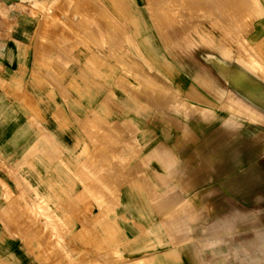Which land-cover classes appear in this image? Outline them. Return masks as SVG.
I'll return each instance as SVG.
<instances>
[{
    "label": "rangeland",
    "instance_id": "obj_1",
    "mask_svg": "<svg viewBox=\"0 0 264 264\" xmlns=\"http://www.w3.org/2000/svg\"><path fill=\"white\" fill-rule=\"evenodd\" d=\"M11 9L70 145L0 161V264H264V113L224 73L264 76V0Z\"/></svg>",
    "mask_w": 264,
    "mask_h": 264
},
{
    "label": "crops",
    "instance_id": "obj_2",
    "mask_svg": "<svg viewBox=\"0 0 264 264\" xmlns=\"http://www.w3.org/2000/svg\"><path fill=\"white\" fill-rule=\"evenodd\" d=\"M22 2L24 0H0V161L6 155H12L16 163L31 164L47 160L52 147L58 144L70 145V136L66 135L60 141L54 138L58 124L54 116L69 122L67 112L57 110L50 114V125L44 122L37 98L35 47L30 35L27 41L21 38V34H26L25 28L22 31L15 25L16 19L21 17L20 10L11 9ZM258 46L260 55L264 57V36L259 39ZM224 73L229 77L227 81L233 83V92L264 113V76L250 77L245 70L233 68H227ZM240 74H245L246 79L237 85L236 79ZM251 89L254 92L249 97L247 94ZM77 116L79 126L83 116Z\"/></svg>",
    "mask_w": 264,
    "mask_h": 264
},
{
    "label": "bare ground",
    "instance_id": "obj_3",
    "mask_svg": "<svg viewBox=\"0 0 264 264\" xmlns=\"http://www.w3.org/2000/svg\"><path fill=\"white\" fill-rule=\"evenodd\" d=\"M228 1V0H227ZM236 1V0H235ZM221 2V1H220ZM233 2V1H232ZM195 3V2H194ZM193 3V4H194ZM228 3V2H227ZM216 4H219V3H216ZM225 4V3H224ZM237 4V3H236ZM223 5V4H222ZM241 5V4H240ZM187 6V5H186ZM211 7V6H210ZM117 8V7H116ZM215 9V8H214ZM212 10V9H211ZM162 11H164V10H162ZM165 11H166V9H165ZM164 11V12H165ZM219 11V10H218ZM167 12V11H166ZM182 12V11H181ZM183 13V12H182ZM246 13V12H245ZM256 13V12H255ZM164 16H165V14H164ZM181 16H182V14H181ZM88 18V17H87ZM165 18V17H164ZM186 18V17H185ZM230 18H231V16H230ZM224 20V19H223ZM154 21V20H153ZM226 21V20H225ZM155 22V21H154ZM163 22H165V21H163ZM196 22V21H195ZM168 23V22H167ZM194 23V22H193ZM227 23V22H226ZM222 24H224V23H222ZM164 25V24H163ZM226 26V25H225ZM227 27V26H226ZM178 28H180V27H178ZM167 29V28H166ZM173 29V28H172ZM175 29V28H174ZM187 30V29H186ZM169 31V30H168ZM173 33V32H172ZM165 34V33H164ZM170 34V33H169ZM179 34V33H178ZM162 35V34H161ZM172 35V34H171ZM170 35V36H171ZM169 36V35H168ZM167 36V37H168ZM169 36V37H170ZM173 36V35H172ZM177 36V35H176ZM167 39V38H166ZM170 39V38H169ZM169 39L167 40V41H169ZM172 39V38H171ZM242 39V38H241ZM255 56V55H254ZM153 75V74H152ZM153 77V76H152ZM238 78L236 79V84L238 85V84H242V82L246 79V75L245 74H240L239 76H237ZM148 79V78H147ZM149 80V79H148ZM150 87V86H149ZM163 87V86H162ZM256 87V86H255ZM163 90V89H162ZM162 90L160 91V92H162ZM152 91V90H151ZM150 91V92H151ZM146 92H147V87H146ZM164 92V91H163ZM253 92H254V90H250L249 92H248V96L249 97H252L253 96ZM153 93H155V92H153ZM146 94V93H145ZM149 94V93H148ZM164 94H165V92H164ZM172 94V93H171ZM147 96V95H146ZM162 96V95H161ZM148 97V96H147ZM154 97V96H153ZM148 99V98H147ZM154 99V98H153ZM161 99H163V98H161ZM160 99V100H161ZM151 100V99H150ZM156 100V99H155ZM164 100V99H163ZM154 101V100H153ZM160 102H162V100L160 101ZM153 104V103H152ZM161 104V103H160ZM163 105V104H162ZM154 106V105H153ZM161 107V106H160ZM165 108V107H164ZM231 108V107H230ZM238 113V112H237ZM159 146V145H158ZM159 151H161V150H159ZM153 152V151H152ZM162 152V151H161ZM150 158V157H149ZM162 164H163V162H162ZM167 164V163H166ZM167 168V167H166ZM168 171V170H167ZM177 191V190H176ZM162 199V198H161ZM152 202H154V201H152ZM172 229V228H171ZM174 230V229H173ZM180 230V229H179ZM179 235V234H178Z\"/></svg>",
    "mask_w": 264,
    "mask_h": 264
}]
</instances>
